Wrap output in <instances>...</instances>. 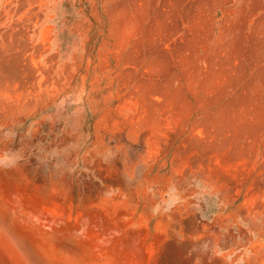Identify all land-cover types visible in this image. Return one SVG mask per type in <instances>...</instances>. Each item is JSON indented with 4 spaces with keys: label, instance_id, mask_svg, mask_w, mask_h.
I'll list each match as a JSON object with an SVG mask.
<instances>
[{
    "label": "rangeland",
    "instance_id": "rangeland-1",
    "mask_svg": "<svg viewBox=\"0 0 264 264\" xmlns=\"http://www.w3.org/2000/svg\"><path fill=\"white\" fill-rule=\"evenodd\" d=\"M0 264H264V0H0Z\"/></svg>",
    "mask_w": 264,
    "mask_h": 264
}]
</instances>
